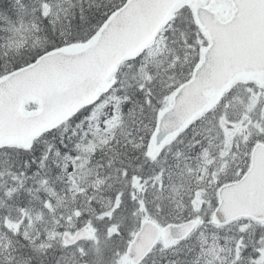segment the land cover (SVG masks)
Listing matches in <instances>:
<instances>
[{
	"label": "snow or ice",
	"instance_id": "obj_1",
	"mask_svg": "<svg viewBox=\"0 0 264 264\" xmlns=\"http://www.w3.org/2000/svg\"><path fill=\"white\" fill-rule=\"evenodd\" d=\"M0 264H264V0H0Z\"/></svg>",
	"mask_w": 264,
	"mask_h": 264
}]
</instances>
